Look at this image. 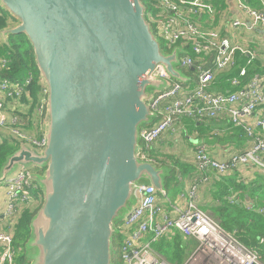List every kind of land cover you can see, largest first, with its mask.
<instances>
[{"label": "water", "instance_id": "water-1", "mask_svg": "<svg viewBox=\"0 0 264 264\" xmlns=\"http://www.w3.org/2000/svg\"><path fill=\"white\" fill-rule=\"evenodd\" d=\"M0 7L18 22L1 36L26 38L47 90L45 147L20 144L0 174L2 182L21 167L44 169L34 176L43 203L30 223L27 260L111 264L115 223L132 201L131 211L134 186L165 194V170L136 153L139 130L154 117L147 101L163 86L149 70L162 66L187 83L173 66L178 51L162 50L142 0H0Z\"/></svg>", "mask_w": 264, "mask_h": 264}, {"label": "built area", "instance_id": "built-area-1", "mask_svg": "<svg viewBox=\"0 0 264 264\" xmlns=\"http://www.w3.org/2000/svg\"><path fill=\"white\" fill-rule=\"evenodd\" d=\"M145 18L155 38L161 43L162 50L171 53L178 51L180 69H194L196 78L192 86L173 80L162 66L149 70V76L163 82L147 101L154 117L149 125L139 130L142 147L136 158L149 161L151 146L163 133L174 129L180 119L188 118L195 122L217 118L226 113L230 122L253 138L250 150L234 155L228 162H218L209 157L203 146L196 149L195 161L202 173L200 180L189 192V201L184 209L177 211L172 218L157 205L154 189L146 184L134 186L133 198L136 204L125 216L122 223L114 227L123 237L117 252L122 264H166L153 252L152 245L173 230L186 237L193 238L198 246L184 264H262L256 253L242 246L233 237L226 234L209 216L195 205V191L198 185L207 181L206 172L214 171L225 175L236 170L239 165L250 163L264 168L259 162L258 152L264 150V141L255 137L253 126L264 132V117H257V111L264 107V76L254 75L245 84L240 79L247 76V68L238 70V76L230 80L234 91L225 94L209 90L218 73L227 72L236 66V54L246 56L249 66L255 59L246 50L233 46L227 37H220L214 29H202L199 20L206 14L214 18L216 9L208 0H153L147 2ZM239 12L251 21L250 28H264V2L262 9H253L242 0H237ZM230 26L238 29L243 22L235 19ZM191 55L193 57H191ZM207 61L210 65L206 66ZM7 60L0 57V72ZM32 78L23 82L10 81L0 77V140L5 133L19 144L42 150L46 145L45 136L39 139L26 134L21 129V119L14 113V107L8 108L6 102L13 104L29 95ZM47 90L39 86L35 114L41 125L45 120ZM10 113V116H8ZM31 168V167H29ZM29 168H18L6 177L0 185L4 186L7 204L3 217L7 221L8 231L0 232V264H14L16 252L13 247L15 229L21 218L23 208L31 206L34 196L31 193L34 174ZM146 236L141 244L140 239ZM205 261H207L205 263Z\"/></svg>", "mask_w": 264, "mask_h": 264}, {"label": "crops", "instance_id": "crops-1", "mask_svg": "<svg viewBox=\"0 0 264 264\" xmlns=\"http://www.w3.org/2000/svg\"><path fill=\"white\" fill-rule=\"evenodd\" d=\"M208 1L216 9L217 14L214 18H211L210 16L204 14L199 20L201 28L204 30L214 29L219 33L220 37H227L233 46L246 50L249 55L255 56V59L248 66V59L246 58V56L243 57L239 53H237L236 66L227 72L218 73L216 75L213 83L209 86V90L213 93L225 94L227 92L234 91V87L231 85L230 80L238 76V70L241 68H247V76L244 79H240L241 84H245L254 75L264 76V28H250L251 21L249 18L245 17L239 12L236 7L237 0ZM242 1L251 8L258 10L262 9V4L264 2V0ZM0 10H2L7 16V26L1 29L0 32L16 27L18 22L14 18H12L3 8L0 7ZM235 19L241 20L244 26L238 29H233L230 24ZM7 45L8 37H6L5 40L0 33V48ZM191 57L193 56L191 55ZM208 65H210V61H207L206 66ZM188 72H190V74ZM182 74L186 78L187 84L193 85L196 78L194 69L192 68L183 70ZM40 85H42V82L40 79H38L35 99L31 96L29 90V95L24 96L18 102V104H13L9 100H7L6 102L8 108H11L13 106L14 113L19 115L21 119V129L26 134L34 136L37 139H39L40 136H45L46 128V113L45 120L41 125L39 124L38 118L35 114L37 95ZM8 116H10V113H8ZM256 116L264 117V107L260 108L257 111ZM252 126L254 129L255 137L264 141V132L254 127V125ZM11 140L16 142L18 144H16L18 146L17 148H19V142L13 138H10L7 133L2 136L0 144H2L4 141ZM11 144L14 143L11 142ZM199 145L204 147L205 152L209 155L210 158L224 163L228 162L232 156L242 154L250 150L253 145V138L247 135L244 130L232 125L226 113L220 114L215 119H207L201 122H195L192 119L182 118L180 119L179 123L176 124L174 129L171 128L170 130L163 133L161 137L151 146L148 153L150 162L147 163H151L158 169L165 170V176L163 177L165 194L160 195L158 193H155V195L158 207L163 213L168 214L172 218H175L177 216V211L185 208L187 202L189 201L188 196L191 188L195 186V183H197V181L202 177V173L200 172L195 161L196 149ZM141 147L142 143L139 140L137 151H139ZM257 156L259 158V162L264 164V150L258 152ZM43 172L44 169L33 168L34 176H42ZM206 176L207 181L205 183L199 184L198 188L195 191V205L200 211L209 216L219 227H222L217 217L215 216V210L217 207H219V204L215 199H213L214 196L211 194L213 191V187L211 186L218 180H220L219 178L217 180V177L223 176L225 178L236 176L237 181L240 184L246 186L253 182L259 181L260 178L264 179V168L259 165L250 163L247 165H239L236 170L230 171L225 175H218L214 171L209 170L206 172ZM165 183L168 184V187L165 186ZM33 186L35 187V190H32L31 193L34 196V202L31 206H28L26 208H28L30 212H35L36 214L42 206L43 195L41 192V188L38 186L37 182H35ZM170 190L175 191L176 195L174 197V200H170L168 198L167 192ZM225 199L231 206L237 203H241L247 210H254L253 201H251L247 196H245L244 200H241L238 194L235 193V191H233L232 189H229L228 195L225 197ZM6 204V190L4 186L0 185V232L8 231L7 221L3 217V212ZM135 204L136 200L133 199L132 207H134ZM25 209L23 208V210ZM263 212V208L258 210V213ZM125 216L126 215H122L120 217V219L115 223V227L122 223ZM223 231L233 237L242 245V243L235 236L236 233H238L237 230ZM115 236L117 237V252V249L122 242L123 237H121V235H119L117 231L114 230L113 238ZM145 241L146 236H143L140 239V243L143 244ZM262 243V240L259 241V244ZM27 244L25 246H27ZM197 246L198 244L193 238L186 237L179 231L173 230L166 236L162 237L158 242L153 244L152 250L160 258V260H162L166 264H184L188 257L196 250ZM13 247L15 249L17 257L19 256L21 258L23 256V259L25 260L24 264H30L27 260L29 252L25 253L26 247L25 250L17 248L15 246V241L13 242ZM176 251L178 252L180 259L171 260L170 258L172 256V253ZM250 251L253 252L254 250ZM255 252L256 251H254V253ZM32 254L33 252H31V255ZM206 262L207 261H205V263ZM120 264H122L121 261Z\"/></svg>", "mask_w": 264, "mask_h": 264}, {"label": "trees", "instance_id": "trees-1", "mask_svg": "<svg viewBox=\"0 0 264 264\" xmlns=\"http://www.w3.org/2000/svg\"><path fill=\"white\" fill-rule=\"evenodd\" d=\"M148 1L152 2L153 0H146V2ZM0 11L1 30L7 26V16L2 10ZM20 48H23L22 51ZM0 57L7 60V65L0 72V77L2 79L19 82H23L25 79L31 77L32 82L29 85V90L31 96L35 99L39 74L34 63L31 47L26 38L22 35L9 36L8 45L0 48ZM188 73L190 74V72ZM189 85L192 86V84ZM144 126H141V128ZM11 142L14 144H11ZM16 144L17 143L12 140L4 141L2 144H0V174L7 159L18 149V144ZM218 178L220 180H218ZM217 180L218 181L211 186L213 187L211 194L214 196L213 199H215L219 204V207H217L215 210V216L222 226L220 228L226 231L237 230L238 233L235 235L237 239L248 250L250 249L256 251L255 253L259 257V260L262 262V264H264V212L258 213L259 209H264V179L260 178L259 181L253 182L246 186L240 184L237 181L236 176L225 178L220 176L217 177ZM165 186L168 187V184L165 183ZM229 189L235 191L241 200H244L245 196H247L251 201H253L254 210H247L241 203L231 206L225 199V197L228 195ZM34 215L35 212L32 213L28 208H26L23 210L21 218L18 222L14 241L15 246L21 250H25V245L29 241L28 239H30V223ZM261 240L263 243L259 244V241ZM116 248L117 237L115 236L113 238L111 264H120ZM170 259L179 260L180 257L178 252L176 251L172 253ZM21 261L23 262V258L20 260V262Z\"/></svg>", "mask_w": 264, "mask_h": 264}, {"label": "rangeland", "instance_id": "rangeland-1", "mask_svg": "<svg viewBox=\"0 0 264 264\" xmlns=\"http://www.w3.org/2000/svg\"><path fill=\"white\" fill-rule=\"evenodd\" d=\"M143 3H144V6H145V10L146 9H148L149 8V5H148V3L146 2V0H143ZM22 49L23 48H20V50L22 51ZM165 54H168L169 55V53H166L165 52ZM177 62H175L174 63V68L177 70H179L181 73H182V71H183V69H180L179 68V66H177ZM30 170H33V168H29ZM167 195H168V198L170 199V200H174V197H175V191H172V190H170V191H168L167 192ZM131 204H132V201L131 202H129L128 204H127V207L121 212V214L123 213V215H126L127 213V211H128V209H129V207L131 206ZM17 228V227H16ZM15 231H16V229H15ZM25 253H28V251H27V249L25 250ZM21 258H23V256L21 257ZM19 256L17 257V255H16V257H15V259H14V264H24L25 262V260L23 259V262L21 261L20 262V259H21ZM28 264V263H27Z\"/></svg>", "mask_w": 264, "mask_h": 264}]
</instances>
